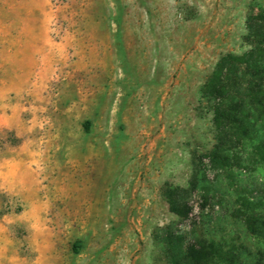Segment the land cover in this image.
Returning <instances> with one entry per match:
<instances>
[{
  "label": "rangeland",
  "instance_id": "1",
  "mask_svg": "<svg viewBox=\"0 0 264 264\" xmlns=\"http://www.w3.org/2000/svg\"><path fill=\"white\" fill-rule=\"evenodd\" d=\"M250 74L264 90V0H0V264H171L193 240L253 264L264 118L198 160Z\"/></svg>",
  "mask_w": 264,
  "mask_h": 264
},
{
  "label": "trees",
  "instance_id": "2",
  "mask_svg": "<svg viewBox=\"0 0 264 264\" xmlns=\"http://www.w3.org/2000/svg\"><path fill=\"white\" fill-rule=\"evenodd\" d=\"M227 63L236 68V65L241 64V59L231 55L222 58L206 86V91L218 100L228 98V91H230L226 76L229 71L231 73V70L227 67ZM244 63L242 59V64ZM242 86L241 97L232 99L228 105L219 104L214 109L213 123L217 134L216 144L208 155L199 157V161L206 158L211 166L224 165L227 161L226 150L235 144L228 131L236 129L242 136H246L250 127L264 118L263 84L250 74L247 78L242 77ZM257 153L264 162V136ZM195 178L194 174V180L190 183L191 191L194 189ZM181 192L180 189H169L166 196L170 212L184 218L188 215L190 207L186 202L181 201L179 196ZM244 224L251 236L264 242V218L248 214L244 216ZM229 254L212 241L193 240L185 246L180 258L172 259L171 264H211L213 260H223V262L231 264L229 256L233 257V255ZM253 264H264V251L256 253Z\"/></svg>",
  "mask_w": 264,
  "mask_h": 264
}]
</instances>
